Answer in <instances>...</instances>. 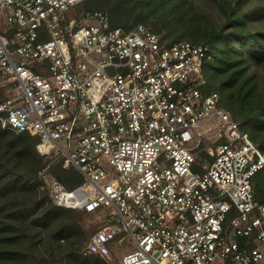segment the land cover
Returning a JSON list of instances; mask_svg holds the SVG:
<instances>
[{"label": "built area", "instance_id": "1", "mask_svg": "<svg viewBox=\"0 0 264 264\" xmlns=\"http://www.w3.org/2000/svg\"><path fill=\"white\" fill-rule=\"evenodd\" d=\"M84 2L0 0V123L83 175L72 189L47 178L56 205L105 215L83 252L264 264V151L206 91L210 47L113 27Z\"/></svg>", "mask_w": 264, "mask_h": 264}, {"label": "trees", "instance_id": "2", "mask_svg": "<svg viewBox=\"0 0 264 264\" xmlns=\"http://www.w3.org/2000/svg\"><path fill=\"white\" fill-rule=\"evenodd\" d=\"M219 16L197 0H85L86 11H104L113 27L143 23L169 44L189 40L210 47L204 64L206 91H218L220 105L239 121L264 151V87L257 65H264V0H218ZM7 98L0 90V101ZM38 137L0 126V264H109L85 254L87 234L64 208L42 190L40 172L68 189L83 182L75 167H64L37 150ZM264 201V169L255 179Z\"/></svg>", "mask_w": 264, "mask_h": 264}, {"label": "rangeland", "instance_id": "3", "mask_svg": "<svg viewBox=\"0 0 264 264\" xmlns=\"http://www.w3.org/2000/svg\"><path fill=\"white\" fill-rule=\"evenodd\" d=\"M197 1H198L199 5H200V8L203 11L210 12L212 14L214 13V14H216V17L219 16V9H218V5H217L218 4V0H197ZM83 11H86V9L82 5L78 9V13H82ZM251 70L257 72L256 78L258 80L260 79V86L264 87V65H257L256 67H253ZM0 126L2 127L1 123H0ZM3 129H5V128H3ZM38 152H39V150H38ZM41 155H43V154H41ZM43 156H45V155H43ZM45 157L50 158L51 159V163L56 161V159H53L52 157H48V156H45ZM48 169H49L48 167L44 168L40 172V177L44 180V183L41 186V189L45 190V191H48V193H49V189H48V185H47V178L51 177L52 175H51V173L48 172ZM50 198H51V196H50ZM52 202H54V201L52 200ZM62 208H64V207H62ZM64 210L66 211L67 215L70 217L72 222H79L82 225L83 231L87 234L88 237L83 243V248H84L87 245L91 235L103 223V221L105 219L104 218L105 215L103 213H101V212L90 213V212L78 211V212L75 213V212L70 211V210H68L66 208H64ZM131 248L132 247H129L128 250H131ZM122 253H123V251H121L120 249L119 250H115L114 253H113L112 258L105 259V260L109 264H120V262H121V254Z\"/></svg>", "mask_w": 264, "mask_h": 264}]
</instances>
